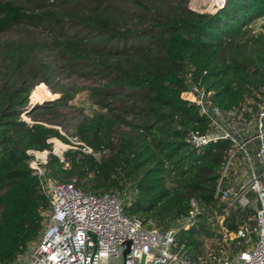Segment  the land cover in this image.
<instances>
[{"label": "trees", "instance_id": "obj_1", "mask_svg": "<svg viewBox=\"0 0 264 264\" xmlns=\"http://www.w3.org/2000/svg\"><path fill=\"white\" fill-rule=\"evenodd\" d=\"M188 3L0 0V36L17 33L0 40V264H17L43 232L49 202L25 151H50L51 137L73 147L64 152L68 169L49 152L48 176L73 179L85 192L117 194L123 213L145 228H176L175 244L184 245L191 264H217L211 256L226 255L207 243L224 236L234 247L227 255L248 248L231 235L245 222L255 226L256 206H232L217 195L233 143L189 145L186 135L209 130L210 120L181 93L195 85L227 112L260 101L264 33L250 35L249 26L264 17V0H225L215 12ZM46 51L57 63L44 61ZM61 73L104 80L90 89L99 109L75 125L74 141L35 118L56 115L74 98L76 90L53 84ZM38 83L57 87L60 95L31 105ZM230 184L221 181L223 189Z\"/></svg>", "mask_w": 264, "mask_h": 264}, {"label": "built area", "instance_id": "obj_2", "mask_svg": "<svg viewBox=\"0 0 264 264\" xmlns=\"http://www.w3.org/2000/svg\"><path fill=\"white\" fill-rule=\"evenodd\" d=\"M223 5L222 0L217 8ZM260 20L264 23V17ZM181 96L193 102L199 113L210 120L209 130L190 131L186 142L201 148L221 138L232 141L222 179L238 177V172L247 166L249 181L240 187L230 184L223 189L221 179L217 195L232 206L256 203L255 226L251 228L245 222L235 235L244 238L248 248L231 256L214 254L211 260L217 264H264V85L260 101L249 100L241 108L228 112L221 110L209 93L195 85ZM47 141L51 143L52 137ZM83 150L91 152L87 146ZM25 152L32 174L38 177L41 190L48 198L49 212L43 232L23 264H107L110 258L118 259L120 264H191L184 245L175 244L176 228L166 231L145 228L138 219L123 213L122 200L117 194L85 192L76 187L73 179L48 176L46 163L51 149ZM56 156L63 168L70 167L62 153ZM193 216L183 220L185 226L192 222ZM252 233L256 234V239ZM198 261L204 263L205 258L199 256Z\"/></svg>", "mask_w": 264, "mask_h": 264}, {"label": "rangeland", "instance_id": "obj_3", "mask_svg": "<svg viewBox=\"0 0 264 264\" xmlns=\"http://www.w3.org/2000/svg\"><path fill=\"white\" fill-rule=\"evenodd\" d=\"M222 0H189L188 6L190 9L199 11V12H215L217 11V5L221 2ZM225 2V0H223ZM249 34L254 35L257 32H263L264 31V23L259 19L255 20L252 22L249 26ZM17 33L15 32H9L4 35L0 36V40L3 39H9L16 37ZM44 61H48L50 63H55L56 60L54 61V57L50 51H46L42 55ZM57 63V62H56ZM53 84H57L58 87H68L71 89L76 90V94L73 99H71L66 105L60 106L56 108V115L50 114V113H45L42 112L38 115H36V119L43 120V122H46L45 124L51 127L56 128L59 133H61L63 136L67 137L71 141H74V127L75 125L83 120L85 117H90L93 113V110L99 109L97 106L93 105L92 98H91V93L90 89L93 87H96L97 85L101 84L104 82V80L98 78V77H83L79 76L76 74L72 75H65L64 73L58 74L56 76H53L52 78ZM37 86H42L40 91V98L38 101H32V92ZM60 95V92L58 91L57 87L53 88L49 85H46L44 83H38L34 85L32 90L30 91L29 94V103L31 105H35L36 103H43L44 101H51L57 98ZM249 101V100H248ZM88 105V107H87ZM21 118L29 123L33 122V117L29 116L25 113L21 115ZM49 120L52 122L50 123ZM117 130L114 131L113 133V138L115 143L117 142ZM51 147V152L54 155H58L62 153L64 155V152L69 149L70 146H68L66 143L62 142L60 139L56 137H52V142L50 143ZM234 168H237L234 166ZM230 170V169H229ZM234 171V170H233ZM232 171V172H233ZM239 176L238 177H228L231 186L232 187H240V184L246 183L247 181L250 180L249 173L247 171V166L245 165L244 169L242 171H239ZM65 179V178H63ZM256 203L254 202L253 206H255ZM221 220H219V223ZM235 237V235H231V238ZM36 243V242H35ZM32 243L28 249V252L20 256L17 264H23L24 261H26L28 253L31 251L33 248L34 244ZM208 248L209 250H216L222 249V254L227 255L230 252H233L232 247L228 240L227 237L224 236V239L222 241H214L213 242H208Z\"/></svg>", "mask_w": 264, "mask_h": 264}, {"label": "crops", "instance_id": "obj_4", "mask_svg": "<svg viewBox=\"0 0 264 264\" xmlns=\"http://www.w3.org/2000/svg\"><path fill=\"white\" fill-rule=\"evenodd\" d=\"M107 264H120L118 259L110 258Z\"/></svg>", "mask_w": 264, "mask_h": 264}]
</instances>
